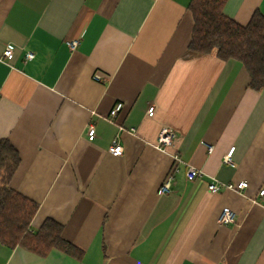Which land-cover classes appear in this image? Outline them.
<instances>
[{
	"label": "crops",
	"instance_id": "0c3cea01",
	"mask_svg": "<svg viewBox=\"0 0 264 264\" xmlns=\"http://www.w3.org/2000/svg\"><path fill=\"white\" fill-rule=\"evenodd\" d=\"M191 1L0 0V140L21 159L10 188L38 206L32 231L51 220L81 252L0 243V264H264V89L239 62L188 52ZM255 12L264 0L224 7L241 26ZM165 128L177 136L162 152ZM189 166L201 177L189 181ZM240 181L245 194L208 190ZM224 208L234 223L220 224Z\"/></svg>",
	"mask_w": 264,
	"mask_h": 264
},
{
	"label": "trees",
	"instance_id": "16d2710c",
	"mask_svg": "<svg viewBox=\"0 0 264 264\" xmlns=\"http://www.w3.org/2000/svg\"><path fill=\"white\" fill-rule=\"evenodd\" d=\"M228 0H192L194 19L192 40L188 52L207 55L216 51L223 61L242 64L256 91L264 89V15L255 12L246 26H241L224 14ZM21 163L18 151L6 139L0 140V243L18 246L41 256L53 248L80 258L81 252L62 238V227L53 221L38 230L31 223L38 206L10 188Z\"/></svg>",
	"mask_w": 264,
	"mask_h": 264
},
{
	"label": "built area",
	"instance_id": "2783aa9c",
	"mask_svg": "<svg viewBox=\"0 0 264 264\" xmlns=\"http://www.w3.org/2000/svg\"><path fill=\"white\" fill-rule=\"evenodd\" d=\"M78 45L77 41H73L70 43V47L72 49H75ZM14 55L13 47H8L4 52V57L6 59H12ZM35 55L32 52H29L26 56L28 60L34 59ZM99 78V77H98ZM124 105L122 103L117 104L114 109L111 111V115L109 117V121L114 122V120L117 118L118 113L122 110ZM156 108L154 106H151L148 109V116L153 117L155 114ZM119 130L123 133H129L131 135H137V129L131 127V128H125L121 126ZM88 136L89 140L92 141L96 137V130L93 126H90L88 130ZM176 132L173 129L165 128L162 129L160 132L157 142L154 145V147L162 152H166L168 148L174 145L176 141ZM110 153H112L114 156H121L124 153V148L120 143L119 136L116 137V139L113 141L112 146L110 147ZM235 148L232 147L228 154L224 157V163L233 165L232 164V155L234 154ZM174 159V166L172 168V171L168 175L165 183L161 187L162 193H170L172 191V185L174 180V173L177 171V166L179 163L182 162L181 157L176 154L173 156ZM202 172L192 166H189L187 168L186 176L189 181H194L197 178L201 177ZM249 183L247 181H240V182H231V183H211L208 186V190L210 193H219L222 190H231L240 194H245L248 190ZM258 197L264 198V188L260 189L258 192ZM236 220V215L233 211H231L229 208H224L220 218L219 222L220 224L229 225L231 223H234Z\"/></svg>",
	"mask_w": 264,
	"mask_h": 264
},
{
	"label": "bare ground",
	"instance_id": "6f19581e",
	"mask_svg": "<svg viewBox=\"0 0 264 264\" xmlns=\"http://www.w3.org/2000/svg\"><path fill=\"white\" fill-rule=\"evenodd\" d=\"M113 109H114V108H113ZM113 109H112V110H113ZM112 110H111V111H112ZM110 115H111V112H110Z\"/></svg>",
	"mask_w": 264,
	"mask_h": 264
}]
</instances>
